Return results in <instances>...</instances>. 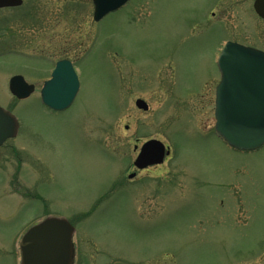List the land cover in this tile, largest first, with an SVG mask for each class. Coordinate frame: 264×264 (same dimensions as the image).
I'll use <instances>...</instances> for the list:
<instances>
[{
  "label": "rangeland",
  "instance_id": "obj_1",
  "mask_svg": "<svg viewBox=\"0 0 264 264\" xmlns=\"http://www.w3.org/2000/svg\"><path fill=\"white\" fill-rule=\"evenodd\" d=\"M252 2L130 0L99 22L92 0L6 12L0 105L19 130L0 146V264H19L20 236L48 216L74 226V264H264V145L238 151L214 129L223 44L264 48ZM43 52L74 61L65 110L9 94L12 74H47L21 57ZM152 138L170 155L136 168Z\"/></svg>",
  "mask_w": 264,
  "mask_h": 264
},
{
  "label": "water",
  "instance_id": "obj_2",
  "mask_svg": "<svg viewBox=\"0 0 264 264\" xmlns=\"http://www.w3.org/2000/svg\"><path fill=\"white\" fill-rule=\"evenodd\" d=\"M127 1L92 0L93 19L101 20ZM20 3L21 0H0V7ZM254 9L264 18V0H255ZM217 67L220 80L215 90V132L235 150H258L264 144V51L227 42L217 59ZM78 89V77L72 64L63 60L57 63L51 80L45 82L41 99L48 108L61 111L71 105ZM10 90L21 98L30 93L32 86L21 76H14L10 80ZM135 104L143 110L148 108L140 98ZM17 130L16 117L0 107V145L14 137ZM168 154L169 149L152 138L141 145L134 165L142 169L161 164ZM73 233V226L65 218L48 216L42 219L21 236L20 264H73Z\"/></svg>",
  "mask_w": 264,
  "mask_h": 264
},
{
  "label": "flooded vegetation",
  "instance_id": "obj_3",
  "mask_svg": "<svg viewBox=\"0 0 264 264\" xmlns=\"http://www.w3.org/2000/svg\"><path fill=\"white\" fill-rule=\"evenodd\" d=\"M24 2H25V0H22V2H21V4L20 5H16V6H3V7H0V34L2 33V28H3V20H5V19H7L8 17L6 16V12L7 11H9V10H12V11H14V10H17V9H20V8H22L23 6H24ZM253 2H254V0H253ZM253 2H252V10H253ZM257 17H258V15L257 14H255ZM238 42V41H237ZM238 43H240V44H244V43H242V42H238ZM247 45V44H246ZM255 47V46H254ZM256 48H258V47H256ZM260 50H263L264 51V48L262 49V48H260ZM4 55H6V54H4L2 51H0V59L1 58H4ZM25 55H27V56H25ZM33 56V55H32ZM30 57V54H23V56H21V57H23V58H25L26 60H31V63L34 65V66H37V67H43V68H45V71L44 72H47V74H43V75H41L40 76V82H35V81H33V80H31L30 78H28V77H26L23 73H21V72H17V73H15V74H12V76H10V78L8 79V83H7V88H8V91H9V94L11 93L10 92V89H9V82H10V79L13 77V76H15V75H21L22 77H23V79L29 84V85H32V90L30 91V93L26 96V97H23V98H19V97H17L16 95H13L12 93H11V96H12V98H15L17 101H19V100H24V99H28L30 96H32V95H34L35 93H41V90H42V88H43V86H44V84H45V82L46 81H49L50 79H51V77H52V71L54 70V68L56 67V64L59 62V61H61V60H67L68 59V57H61V56H59L56 60H55V62L51 65V62H52V55L50 54V53H41V57H36V58H33V57ZM70 59V58H69ZM70 61H71V63H72V65H73V67H74V61H72L71 59H70ZM74 69H75V67H74ZM78 80H79V85H80V83H81V81H80V78H78ZM19 87V86H18ZM22 89V87L20 88V90ZM23 91V90H22ZM39 100H40V98H39ZM41 102V101H40ZM0 106H2V105H0ZM4 108H6V107H4ZM6 109H8V110H10L11 111V109H9V108H6ZM18 119V118H17ZM75 259H76V250H75ZM81 262H83V260H81L80 261V264H81Z\"/></svg>",
  "mask_w": 264,
  "mask_h": 264
}]
</instances>
